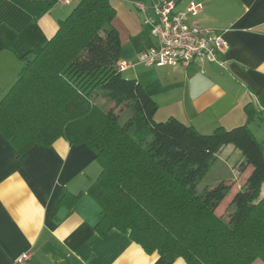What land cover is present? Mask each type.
Listing matches in <instances>:
<instances>
[{
	"label": "trees",
	"instance_id": "1",
	"mask_svg": "<svg viewBox=\"0 0 264 264\" xmlns=\"http://www.w3.org/2000/svg\"><path fill=\"white\" fill-rule=\"evenodd\" d=\"M110 0H79L0 98V134L18 153L64 138L95 152L100 172L89 194L101 209L95 229L128 232L147 254L186 264H264V143L247 125L201 134L174 117L156 122V102L117 69L121 44ZM110 103L103 111L94 102ZM131 116L119 124L120 112ZM250 121L254 110L246 107ZM231 145L250 174L226 222L214 212L230 185L197 192L221 148Z\"/></svg>",
	"mask_w": 264,
	"mask_h": 264
},
{
	"label": "crops",
	"instance_id": "2",
	"mask_svg": "<svg viewBox=\"0 0 264 264\" xmlns=\"http://www.w3.org/2000/svg\"><path fill=\"white\" fill-rule=\"evenodd\" d=\"M78 1L0 0V98L21 68L19 57L40 50ZM132 1L115 3L127 12ZM189 3L202 9L188 23L221 34L226 49L218 62L205 63L203 71L196 64L145 67L138 56L153 41L120 53L119 62L130 63L122 76L137 80L154 101L161 94L169 117L201 134L247 125L264 143V0H178L176 9L183 11ZM248 105L258 113L252 121ZM233 148H221L216 157L225 153L226 161L235 155L238 165L242 156ZM250 171L242 175L247 179ZM99 172L95 152L84 144L58 138L18 153L0 134V264H17L25 253L23 264H186L145 253L128 232L96 231L101 209L88 191Z\"/></svg>",
	"mask_w": 264,
	"mask_h": 264
},
{
	"label": "built area",
	"instance_id": "3",
	"mask_svg": "<svg viewBox=\"0 0 264 264\" xmlns=\"http://www.w3.org/2000/svg\"><path fill=\"white\" fill-rule=\"evenodd\" d=\"M71 0H62L69 3ZM178 0H151L149 4L141 0H133V6L143 13L144 26L154 45L138 56V63L145 67H184L196 64L201 71L205 63L218 62L226 46L221 34L208 28L188 23L189 16L197 15L202 5L189 3L183 11L176 10ZM151 10L154 18L147 15ZM130 65L119 62L117 69L123 72ZM29 255L22 254L17 264H23Z\"/></svg>",
	"mask_w": 264,
	"mask_h": 264
},
{
	"label": "rangeland",
	"instance_id": "4",
	"mask_svg": "<svg viewBox=\"0 0 264 264\" xmlns=\"http://www.w3.org/2000/svg\"><path fill=\"white\" fill-rule=\"evenodd\" d=\"M112 1L113 0H111L112 5L115 6L114 7L115 16L112 20V26L118 33V37L121 44L122 55L129 54L133 48L135 49L139 48L141 44L154 41L149 36L148 30L144 26L143 13L138 11L134 6H131L129 8V11L127 12L123 11L121 9L120 4H118V6L116 7L117 3H115V1L120 2V0H114V2ZM147 15L150 19L154 18V13L151 10L148 11ZM123 60L125 64L130 65V63L126 59ZM135 62H137V58ZM140 67L143 68V66ZM151 67H155V66H151ZM126 74L127 73H125V75L123 74V76H126ZM157 84L158 82L155 83V86ZM159 84L160 86L157 85L158 88H162L164 86V83L161 81H159ZM155 98H156L155 102L157 104V111L154 116V120L156 122H163L169 118L168 105L165 99L161 96V94H158L157 97ZM94 103L103 111L107 110L110 107V103L102 98L96 99ZM130 116H131V111L129 109H125L122 112H120L118 117L119 124H123ZM235 151L236 153H238V150L235 149ZM224 155L225 153L216 157L215 161L210 166L208 172L198 183L197 192L200 193L205 188L214 187L218 185L220 182H223L224 184L231 186L226 198L223 200V202L214 212L215 216L218 219L222 220L223 222H226L229 213H231L234 210V207L230 206V201L233 197V194L237 191V188L243 186L246 178L244 174L242 175V173H239L237 170L238 165H236L237 161L235 159L236 158L235 155L232 154L228 155L226 161L223 159ZM233 166L235 168H233ZM262 195H264V184L261 187L260 197ZM252 264H263V263L259 260H255Z\"/></svg>",
	"mask_w": 264,
	"mask_h": 264
}]
</instances>
